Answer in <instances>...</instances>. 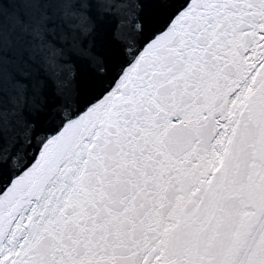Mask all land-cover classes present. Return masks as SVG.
<instances>
[{
  "label": "snow or ice",
  "instance_id": "obj_1",
  "mask_svg": "<svg viewBox=\"0 0 264 264\" xmlns=\"http://www.w3.org/2000/svg\"><path fill=\"white\" fill-rule=\"evenodd\" d=\"M0 264H264V0H0Z\"/></svg>",
  "mask_w": 264,
  "mask_h": 264
},
{
  "label": "water",
  "instance_id": "obj_2",
  "mask_svg": "<svg viewBox=\"0 0 264 264\" xmlns=\"http://www.w3.org/2000/svg\"><path fill=\"white\" fill-rule=\"evenodd\" d=\"M118 23L119 21L117 19H108L98 29L94 38L95 51L98 54L108 55L110 53L112 32L118 27ZM79 72L82 80L88 79L91 68L86 60L79 62Z\"/></svg>",
  "mask_w": 264,
  "mask_h": 264
}]
</instances>
